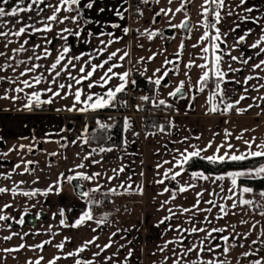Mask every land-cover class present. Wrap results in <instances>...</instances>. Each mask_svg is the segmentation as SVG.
<instances>
[{"label": "snow or ice", "instance_id": "obj_1", "mask_svg": "<svg viewBox=\"0 0 264 264\" xmlns=\"http://www.w3.org/2000/svg\"><path fill=\"white\" fill-rule=\"evenodd\" d=\"M127 2V0H125ZM143 4H149L150 0H140ZM192 0H181L180 6L176 7L173 11L172 8H161L159 12L155 14L152 18V23L155 24L156 17L161 15L165 17L174 16L176 13L182 11L185 12V18L179 24L171 23L169 19L168 27L170 29H181L188 33V38L193 30V26L190 23V17L187 15V5L191 3ZM246 0H240V4L243 5ZM95 0H90L86 3L84 7L92 9ZM159 4L160 0H156ZM169 4L173 3V0H168ZM10 4V0H0V41L3 42V47L8 49V46L13 43H18V47L10 49L12 55H8L6 51H0V57H4V63L0 64V72L7 73L9 70L14 73V76L0 75V82H7L10 87L5 89L4 94L0 96V99L12 100L16 102L17 100L24 99V109L32 111L33 109H41L44 105H51L56 102L57 99L67 100L69 97L72 98L71 105H65L62 109H56V111H67L79 114L88 113H100L107 109H116L119 105L120 107L127 108L128 101L122 100L121 96H126L129 94L131 88H135L137 81L131 79L132 69L129 68L125 71H119L123 68V63L126 59L130 62V52L128 50L116 49L115 51H108V46L113 43L118 42L123 37H114L113 33H105L103 31L99 32V36L107 35L112 37L108 40H99V47L95 48L91 52H80L76 54L73 51L72 45L69 43V37H75L83 40L84 43H88L87 39L82 37V33L85 32V27L92 23L87 19L83 18L82 10H80L81 0H58V3L53 5L50 0H31L30 3L25 5V0H15V3L9 8L6 5ZM43 4L46 8L51 9V15L42 17L38 21L31 23L24 22V17L21 13H31L34 10L33 6H36L37 15L44 11V8L39 6ZM77 11L76 15L61 16V12L72 13ZM225 8V0H204L202 9V20L201 25L204 28L203 35L200 36L197 44H193L192 47H201V55L199 59L203 60V63L196 64L194 59H190L186 64H184L185 72L184 76L186 80H180L179 83L169 91L167 95L173 98L174 101L188 100L186 111L191 110L193 107V101L196 96L200 93L208 91V96L206 103L208 105V112L210 113H220L222 115H227L232 111L237 114H244L252 107H260L259 104H249L247 108L239 107L241 101L245 99L260 100L264 101V96L259 97H249L247 93L252 91L259 92L264 89V83H259V81L264 80V76L260 75V72H264V59H259L257 63L250 65L251 72L255 73L249 74L243 78V81L236 79H229V73H237L243 71L241 68H233L231 62H238L242 66H249V62L254 57H259L264 54V27L261 28V35L254 43L249 47L256 50L253 56H248L244 58V54L241 53L240 56H234L231 54L232 49H235L238 45L245 43L246 38L251 34L252 30L249 29L243 35L239 36L233 44L232 49H227L226 37L229 35L228 32H221L218 25L223 20L221 15V10ZM99 11L102 13L105 11L104 8H100ZM126 11V10H125ZM139 12V9H137ZM245 11L251 13L252 8H247ZM143 15V12H139ZM233 13L229 11L228 16ZM116 15L121 19L124 18V14L121 11H116ZM211 17V19H210ZM245 20H254L255 23L259 24L260 19L253 17H242ZM15 23H12V21ZM28 21H33L32 16L27 17ZM65 21H70L77 25L74 30L72 28H61L59 32H54V25H62ZM82 22V24H81ZM37 23L41 26L37 27ZM96 23H99L98 21ZM16 25H20L16 27ZM111 27L119 28V24H112ZM239 27V25H237ZM123 33L127 35L132 29L129 27H124ZM139 31V30H136ZM231 31H235L232 29ZM52 33L53 36L58 37L63 43L60 45L59 49L55 50V55L53 54V49L49 46L53 44V40L48 38V34ZM40 34V38L43 43H31L30 38ZM142 36H146L149 41L153 40L157 36L163 38V33L160 29H144L140 33ZM87 37H95V34L91 31L86 32ZM16 38V39H13ZM20 38H23L22 40ZM208 43L205 44L204 42ZM224 44L225 48L221 45ZM143 47V45H140ZM185 45L181 41L178 50L174 54L175 59L165 58L163 65L157 68L152 76L146 77L148 82L154 86L152 95H142L139 97L144 104L151 105L157 109L172 110L178 112L179 109L175 108L173 103H169L166 99L158 98L157 93L161 87L167 88L168 83L165 82L169 73L174 75H179L180 71V60L184 51ZM39 50V51H38ZM31 53L27 55L26 59L20 58L21 53ZM158 53H153L151 56L140 57L136 61V64H140L147 61H152L156 58ZM228 56L230 61H225L224 57ZM52 58L49 63H41V61H48ZM227 64V70L224 69L223 65ZM165 65H171L172 67L167 68ZM22 66V70H21ZM193 67L200 69V75L195 84H192L191 76L189 75L190 70ZM259 70V71H257ZM147 71L145 68L144 72L139 73L144 75ZM157 73H161L157 75ZM257 81L256 84H250V81ZM113 81H118V83H113ZM229 83L243 84V94L239 95V99L232 100L228 94L224 85ZM187 84V86H186ZM43 85V87H41ZM31 89V91H26ZM99 89V91H95ZM194 90V91H193ZM10 92H14L17 95H9ZM23 93V97L19 94ZM191 93V95H189ZM137 111L144 110L140 104L135 105ZM264 111V109H262ZM259 115V113L257 114ZM112 117H109L111 120ZM98 128L103 130H108L114 127L105 121H101L98 117L95 118ZM227 123V121H225ZM124 130H130L132 128V123L129 117H124L123 123ZM155 131L146 133V135H157V134H170L168 129L174 128V121L169 119L167 124L153 125ZM62 129L61 131H64ZM249 131V129H243L240 135L235 136L237 141H242L245 145V150L241 151L236 148V146L230 142V137L233 133L228 129H224V140L215 146V150L211 155H205L209 149L213 148L215 136L218 133H214L213 138L210 139L207 144L203 147L189 143V137H182L179 141H173L172 143H179L185 145L183 150L180 148H174L170 150L172 156L171 160H164L156 164V175L159 177L154 180L157 185H164L161 192L158 195H164L168 193V199L160 202V209H165L166 205L171 204L179 196H182L188 192H194L195 202L190 207H184L183 205H177L176 209L169 207L166 209L167 215L163 216L156 227L161 224L167 223L165 229V234L168 231L176 232V236L171 240L165 241L162 245L158 246V251L164 253L169 252V255L165 256L161 261V264H165L166 261H171V264H231V260L228 259L229 254L234 248L248 249L242 251L240 255L245 258L246 264H264V225H261L260 220H255L248 231L237 232L236 224H226L224 226H215L213 221L224 220L229 215L235 216L238 213H252L258 214L260 217L264 218V203L258 202L255 199L256 195H259L261 200H264V190H260L257 193L256 188L250 186L252 181H264V141L256 143V138L244 139V132ZM89 126L85 123L84 128L75 140L71 141V144L76 145L80 143L83 146H90L93 140H96L95 136H89ZM135 135H139L136 133ZM110 139V138H109ZM200 139V137H196ZM61 140L64 143L60 144L61 148L68 147L67 138L61 136ZM50 142V141H49ZM60 143V141H56ZM124 145L126 146L127 141L125 140ZM34 145H19V150L27 149L28 152L34 150ZM165 147H167L165 145ZM221 149L224 151L221 153ZM17 147L14 145L12 148L8 149V152L0 153V157H6L9 152L16 151ZM113 147H105L104 145H99L97 147L90 148V151L83 156V161H88L92 165H100L104 160V153L112 152ZM58 153H49L50 156H56ZM80 154L77 153V156ZM95 156H100V159H95ZM195 160H205L211 165H223L229 162H245L252 161L251 167L246 168H235L222 173L215 172H205L203 169L191 170L193 161ZM37 163L36 161L22 160L14 166L12 172L21 168L23 164V172L29 173L34 172V168H30L29 165ZM171 165V167H165V165ZM86 164L81 162L75 166V169H69L72 175L65 176L64 173H60L57 180L55 181V188L53 185H49L47 189L41 191L40 189H33L31 191H24L19 189L15 184L12 188L0 187V194L11 192L13 195L17 193L25 197H36L38 194L47 196L49 193L56 191L59 194L62 191L61 185L64 182L72 183L73 181H94L102 175L101 172H93L91 174L85 171H76V169H84ZM124 165H121L118 169L113 168L112 172L114 175L108 176L107 179L112 181L114 179H119L120 174L125 171ZM164 169L163 173L159 171ZM12 172L0 173L5 179H10ZM143 175V173H141ZM187 175L188 180L181 183V179ZM131 181V177L128 178ZM227 182V183H225ZM20 183H24L21 181ZM35 183V181H33ZM207 183L211 187L205 188L204 184ZM175 184V187H169L168 185ZM102 185L96 184L95 187L89 189L88 191H79L78 195L81 199L87 202L86 209L82 214L75 219L72 224L66 223L64 217V209L59 210V216L62 217L59 221L62 227H72L79 228L88 224V222H95L97 227L106 225L109 213H105L102 217L96 218L93 213V206L102 204V201L93 198V193L99 192L102 189ZM199 187V191L196 189ZM74 188L79 189L80 184L74 185ZM118 188H122L124 191H117ZM218 189V191H217ZM136 191L140 195H143L144 188L143 185H137L133 189L131 183H120L115 187L108 188L107 192L104 193L105 197L109 194L123 195L130 191ZM205 193L208 194L207 199H205ZM219 197V202L217 200ZM229 202H231L229 204ZM206 205L201 207V204ZM4 209L10 208V204H5ZM216 210L215 213L213 210ZM28 209H25L27 212ZM3 209H0V213ZM203 219H201V214ZM39 215V213L37 214ZM56 215L55 213L53 214ZM181 216H186V219L178 223L173 224L172 221L179 220ZM14 218L0 214V221H10ZM15 223L23 225L25 223V218L23 215L20 216ZM188 225L185 227L184 225ZM239 224L247 225L249 220L241 218ZM260 225L259 229L257 226ZM8 229H11L12 224L8 223ZM231 228V231H229ZM96 231V229H92ZM120 229H117L119 232ZM49 232H51V226H49ZM253 232L257 233L256 239H251ZM57 233L51 232L52 236ZM117 233L113 232L111 235L115 236ZM29 235V233H17L11 232L9 235L2 237L5 241H11L14 236H19L23 241L24 237ZM99 239L97 236H93L92 239L84 241L79 247L74 251H68L61 255H54L51 259L47 261V264H57L62 258H75L74 264H94L95 258L100 257L106 249L112 247L113 241L111 237L108 243L100 246L96 241ZM69 237H65L63 241L53 244L52 240H44L39 244L26 245L25 243H20L17 247L3 248L0 252L13 253L19 252L24 248H31L33 250L39 249L41 252L44 250L46 245H52L57 250H63L65 248V242L69 241ZM245 240H251V247L244 243ZM190 241V242H189ZM95 246L98 251L92 253L93 259H84L81 254L84 253L89 246ZM169 245H174V247L169 248ZM124 247L123 245L120 246ZM194 254L193 259H189L190 256ZM118 256V251L114 252L112 256H105L104 260L108 264H117L114 257ZM133 256V252L130 250L127 253V257ZM125 257V261L127 260ZM223 257V258H221ZM44 260V256H38L34 261L29 260L27 264H41ZM95 264H99L98 261ZM237 264H240L237 261Z\"/></svg>", "mask_w": 264, "mask_h": 264}, {"label": "crops", "instance_id": "obj_2", "mask_svg": "<svg viewBox=\"0 0 264 264\" xmlns=\"http://www.w3.org/2000/svg\"><path fill=\"white\" fill-rule=\"evenodd\" d=\"M31 0H25V5L27 6ZM47 2V0H46ZM50 2L55 5L58 0H50ZM90 0H81L80 10H82L83 18L92 23L85 27V32L82 33V37L88 40V43H84L83 40L69 37V43L73 47V51L76 54L80 52H91L95 48L99 47V40H108L112 37L107 35L99 36V32L103 31L105 33H113L114 37H123L116 43L108 46V51H115L116 49L128 50L130 52V62L126 59L123 63V68L119 71H125L129 68L137 73L144 72L145 68L147 71L144 73L143 77L152 76L153 72L163 65L165 58L169 59L170 56H159L157 54L156 58L152 61L145 60L140 64H136V61L140 57L147 58L151 56L154 52L159 53L155 50L158 42H161L160 36H157L153 40L149 41L146 36L140 35L144 29H157V22L162 19L166 20L167 17L161 15L156 17V23H152V18L161 8H172L173 11L176 7L180 6L181 0H173L172 4L168 3V0H160L157 4L156 0H150L149 4H143L139 9V12H143L140 15L139 12L136 15H131L130 11V0H95L92 9L84 7L86 3ZM15 3V0H10V4L6 5L9 8ZM204 0H192L191 3L187 5V15L190 17V23L193 26V30L190 34V38L184 36V42L189 39V44L195 52V48L192 47L193 44H197L201 35H203L204 28L201 25L202 20V9ZM34 10L31 13H21L24 17V22L31 23L38 21L42 17L51 15V9L46 8L43 4L39 7L44 8L42 13L37 15L36 6H33ZM104 8V12H100L99 9ZM247 8H252L251 13L245 11ZM121 11L124 14V18L121 19L116 15V11ZM126 10V11H125ZM231 11L233 14L228 16L227 13ZM75 10L72 13L61 12L60 15H76ZM33 17V21H28V16ZM221 15L223 20L218 25L221 32H228L229 35L226 39L227 49H232L233 44H235L237 38L247 32L249 29L252 30L251 34L246 38L245 43L238 45L235 49H232L231 54L234 56H240L241 53L244 54V58L248 56H253L256 50L251 49L249 46L259 39L261 33V28L264 27V0H246V2L241 5L240 0H225V8L221 10ZM253 17L260 19V23L257 24L254 20H245L242 17ZM172 17V23L179 24L182 18H185V12L176 13ZM211 19V17H210ZM99 23H96V22ZM12 23H15L13 20ZM82 24V22H81ZM112 24H119V28L111 27ZM168 24V22H167ZM239 25V27H237ZM20 25H16L19 27ZM37 27L41 26L39 23ZM72 28L76 29L77 25L70 21H65L62 25H54V32H59L61 28ZM129 27L132 29L127 35L123 33V28ZM165 29H170L165 28ZM235 29V31H231ZM139 30V31H136ZM91 31L95 34V37H87L86 32ZM175 29H171L170 34H175ZM48 38L53 40V44L49 47L53 49V54L55 55V50L59 49L60 45L63 43L58 37L53 36L52 33L48 34ZM16 39V38H13ZM21 40L23 38H20ZM31 43H43L40 38V34H37L30 38ZM205 44L208 42L205 41ZM143 45V47H140ZM18 47V43H13L8 46V49L3 47V42L0 41V51H6L8 55H12L10 52L11 48ZM225 48V45H221ZM198 51V56H190L194 59L196 64L203 63L204 61L199 59L201 55V47H196ZM39 51V50H38ZM189 52V49L187 50ZM31 53H21L20 58L26 59L27 55ZM51 57L48 61H41V63H49ZM259 59H264V54L259 57H254L250 62L249 66H242L238 62H231L233 68L243 67V71L237 73H229V79H236L243 81V78L249 74H255L251 72L250 65L257 63ZM225 61H230L228 56L224 57ZM4 63V57H0V64ZM169 65H165L167 67ZM224 69L227 70V64L223 65ZM196 69V77L199 78L200 69ZM22 70V66H21ZM259 71V70H257ZM161 73H157L160 75ZM0 75L14 76L10 70L7 73L0 72ZM261 76H264V72H260ZM168 80V79H167ZM166 80V81H167ZM113 83H118V81H113ZM250 84H256L257 81L253 80L249 82ZM259 83H264V80L259 81ZM10 85L7 82H0V96L4 94L5 89L9 88ZM43 87V85L41 86ZM227 90L228 96L234 101L239 99V95L243 94V84L229 83L224 85ZM26 91H31L28 89ZM99 91V89H95ZM171 89H160L158 98L166 99L169 103H173L175 108H178V112L171 111L167 115V120L171 119L174 121L175 127L168 129L170 134H157V135H146V133L153 132L155 130H148L142 132L143 124L137 118H132L128 115L122 116V141L119 145L105 146L113 147V151L109 153H104L103 163L100 165H92L88 161H83V156L90 151V148L97 146H83L80 143L76 145L71 144L72 140H75L84 128L85 123L89 126V131L97 126L95 118L98 117L101 121L111 123L113 117L109 115L112 112H100V113H88L79 114L67 111H56V109H62L65 105H71L72 98L69 97L67 100L57 99L54 104L44 105L41 109H33L28 111L24 109L23 105L26 102L24 99L17 100L13 102L12 100L0 99V153L8 152L9 148L14 145L17 147L16 151L9 152L6 157H0V173L12 172L14 166L21 163L22 160H32L36 161L33 165H29L30 168H34V172L24 173L23 167L12 172L10 179H5L0 176V187L12 188L15 184L19 189L24 191H31L33 189H40L44 191L49 185H53L55 188V181L57 180L60 173H64L65 176L72 175L69 169H75V166L81 162L86 164L84 169H76V171H85L89 174L93 172H101L102 175L94 181H73L72 183L64 182L61 185L62 191L57 194L54 190L47 196L38 194L36 197H25L19 193L13 195L11 192L0 194V209L3 212L0 214L8 215L14 219L10 221H0V249L17 247L20 243H25L26 245L39 244L44 240L51 239L53 244L59 243L64 240L65 237H69L70 240L65 242V248L57 250L52 245H46L44 250L41 252L39 249L33 250L31 248L21 249L19 252L4 253L0 252V264H27L29 260H35L38 256L43 255L44 260L41 264H47V261L51 259L54 255L63 256L64 253L68 251H74L79 247L84 241L92 239L93 236L99 237L96 241L100 246L108 243L111 237L113 244L112 247L106 249L101 253L100 257L95 258L99 264H108L104 260L105 256H112L114 252L118 251V256L114 257L117 264H161L163 258L169 255V252L165 251L161 253L158 251V246L162 245L165 241L173 239L176 236V232L168 231L165 234V229L167 223L159 225L156 227L159 220L167 215L166 209L171 207L174 210L177 205H183L184 207H190L195 202L194 192H188L179 196L177 200L169 205L165 206V209L160 208V202L168 199L169 194L158 195L162 191L164 185H157L154 180L158 179L156 175V164L163 162L164 160H171L172 156L170 150L174 148H180L183 150L185 145L179 143H172L173 141H179L182 137H189V143L203 147L207 142L213 138L214 133H218L215 136L213 148L209 149L205 155H211L215 150V146L224 140V129H228L233 133L230 137V142L233 143L236 148L241 151L245 150V145L242 141H237L235 136L240 135L243 129H249V131L244 132V139L256 138V143L264 141V101L245 99L241 101L239 107L247 108L249 104H259L260 107H252L244 114H237L235 111L227 115H222L220 113H210L208 112V105L206 103L208 91L200 93L196 96L193 101V107L191 110L186 111V106L188 100L174 101L173 98L170 99L167 93ZM194 91V90H193ZM9 95H17L14 92H10ZM23 97V93L19 94ZM191 95V93H189ZM249 97H259L264 96V89L259 92L250 90L247 93ZM259 113V115H257ZM109 117H112L109 120ZM124 117H129L132 123V128L125 131L123 127ZM227 121V123L225 122ZM71 124V125H69ZM65 129L64 131H61ZM139 133V135H135ZM61 136L67 138L68 147L61 148L60 144L64 143L61 140ZM200 137V139H196ZM127 141L126 146L124 141ZM50 141V142H49ZM60 141V143H56ZM34 145V150L28 152L27 149L19 150V145ZM165 145L167 147H165ZM224 149H221V153ZM56 152V156H50L49 153ZM77 153L80 155L77 156ZM95 159H100V156H95ZM121 165L126 166L125 171L120 174L119 179H114L109 181L108 176L114 175L112 172L113 168L118 169ZM165 167H171V165H165ZM246 168V167H245ZM163 168L159 171L163 173ZM198 170V169H190ZM232 170V169H229ZM226 170V171H229ZM223 171V172H226ZM143 173V175H141ZM222 173V172H219ZM131 177V181L128 178ZM189 177L185 175L181 179V183L188 180ZM23 181L24 183H20ZM35 181V183H33ZM131 183L133 189L137 185H143L144 193L140 195L136 191H130L123 195H109L110 205L106 207L108 216L107 224L97 227L95 222H88V224L81 226L79 228L72 227H62L59 221L62 217L59 216V210L64 209V219L69 225L72 224L75 219H77L82 212L87 207V202L81 199L78 193L75 191V183H79L82 186V191H88L89 189L96 186V184L102 185L101 190H108V188L115 187L120 183ZM227 183V182H225ZM169 187H175V184L168 185ZM205 188L211 187L209 184H204ZM199 187L196 191H199ZM117 191L123 192L122 188H118ZM218 191V189H217ZM258 193V192H257ZM93 193L92 195H94ZM259 197L256 195L255 198ZM209 198L208 194L205 193V199ZM219 202V197H217ZM231 202H229L230 204ZM264 203V200L263 202ZM5 204H10L11 207L4 209ZM141 204V205H140ZM202 208L205 207L203 203L200 205ZM28 209L25 212V209ZM215 209L213 212L215 213ZM39 213V215H37ZM56 214L55 216L53 214ZM23 215L25 218V223L19 225L15 220H18L20 216ZM203 213L201 214V219H203ZM102 216L96 217L100 218ZM28 218L33 220L29 222ZM243 218L249 220V224L242 225L239 224V220ZM186 219V216H181L179 220L172 221L173 224L178 223ZM255 220H260L261 225H264V218L260 217L258 214L252 213H238L235 216L229 215L224 220L213 221L215 226H224L226 224H236L237 232H246L251 227V224ZM11 223V229L7 228V224ZM49 226H51V232L57 233L55 236L51 235L49 232ZM187 227L188 225H184ZM260 225L257 226L259 229ZM96 231H92V229ZM117 229H120L117 232ZM231 231V228H229ZM11 232H17L20 234L29 233L25 236L23 241L19 236H14L11 241H5L2 239L3 236L9 235ZM116 232L115 236L111 234ZM257 233L253 232L251 239H256ZM190 242V241H189ZM244 243L251 246V240H245ZM123 245L124 247H120ZM174 247V245H169V248ZM255 247V246H251ZM95 246H89L81 257L84 259H93L92 253L98 251ZM133 252V256L127 257L128 251ZM248 249L234 248L229 254L228 259L231 260V264H246L245 258H243L240 253ZM125 257L127 260L125 261ZM194 254L189 257L193 259ZM223 258V257H221ZM75 258H62L57 262V264H74ZM165 264H171V261H166Z\"/></svg>", "mask_w": 264, "mask_h": 264}, {"label": "trees", "instance_id": "obj_3", "mask_svg": "<svg viewBox=\"0 0 264 264\" xmlns=\"http://www.w3.org/2000/svg\"><path fill=\"white\" fill-rule=\"evenodd\" d=\"M143 3L140 2V0H130V11L131 15H136L138 13L137 9H140L142 7ZM131 79H135L137 81V85L135 88H131L129 95L131 98L142 96V95H152L153 93V85L148 82V80L140 75L139 73L132 71ZM122 100H127L126 96L120 97ZM151 106V105H150ZM152 107V112L149 114H144L143 120H144V126L143 131L148 130H155L153 125H160V124H167V115L172 110H165L163 108L157 109ZM128 109L124 107L117 106L116 109H107L102 112H116V116L113 117V121L110 124H113L114 127L103 130L98 128L96 126L91 131L87 133L89 136H95L96 140H93L90 146H98L104 145V146H112V145H119L122 141V116L118 113L126 111ZM110 138V139H109ZM252 161H245V162H229L225 163L223 165H211L205 160H195L192 163L191 169H203L205 172H223L229 169H235V168H245V167H251ZM250 186L256 188L257 192L260 190H264V181H252L250 182ZM107 190H101L99 192H96L93 195V198L96 200L102 201V204L93 206V213L95 217L103 216L105 213H107V202H109V195L105 197L104 193H106ZM258 202H263L260 197L255 198Z\"/></svg>", "mask_w": 264, "mask_h": 264}, {"label": "rangeland", "instance_id": "obj_4", "mask_svg": "<svg viewBox=\"0 0 264 264\" xmlns=\"http://www.w3.org/2000/svg\"><path fill=\"white\" fill-rule=\"evenodd\" d=\"M171 19L172 21V17L170 15V17H167L166 20L162 19L161 21L159 20V22H157V29H160L163 33V30L165 28H168V24L167 21ZM184 18L181 19V21H183ZM180 21V22H181ZM172 23V22H171ZM178 24V23H177ZM176 33L175 34H170V35H165L163 34V38L161 42L157 43V46H155V50L157 52H159V56H170L169 59H175L174 54L176 53V51L179 48V45L181 43V41H183L185 48L180 60V71H179V75H174L173 73H169V76L166 78L168 83V87L164 88L161 87V89H171V91L173 90V88L179 83L180 80H186V77L184 76V72H185V68H184V64H186L191 57L190 56H198V51L195 48V52L194 54L192 53L193 50L191 49V46L189 44V39H186V41L184 42V36H187L185 34H183L181 29H175ZM189 49V52L187 51ZM172 67L171 65L167 66V68ZM189 75L191 76V81L192 84H195V82L198 80V77H196V69L193 70V68L190 70ZM187 86V84H186ZM154 88V86H153ZM160 92V90H159ZM159 92L157 94H159ZM153 94V93H152ZM170 99H172L171 97H169ZM110 113V112H109ZM113 114H109L111 116H116V112H112ZM144 126V125H143ZM142 132H143V127H142ZM108 207V205H110V202L106 203ZM141 205V204H140Z\"/></svg>", "mask_w": 264, "mask_h": 264}, {"label": "built area", "instance_id": "obj_5", "mask_svg": "<svg viewBox=\"0 0 264 264\" xmlns=\"http://www.w3.org/2000/svg\"><path fill=\"white\" fill-rule=\"evenodd\" d=\"M140 96L131 98L130 95H127L128 109L126 111L120 112V115H128L132 118H138L140 122L144 125L143 116L144 114H149L152 112V107L150 105L144 104L143 101L139 99ZM140 104L144 110L137 111L135 105Z\"/></svg>", "mask_w": 264, "mask_h": 264}, {"label": "water", "instance_id": "obj_6", "mask_svg": "<svg viewBox=\"0 0 264 264\" xmlns=\"http://www.w3.org/2000/svg\"><path fill=\"white\" fill-rule=\"evenodd\" d=\"M182 32H183V34H185V35H187L188 33H186L184 30H182ZM163 33H166V34H169V33H171V29H164L163 30ZM69 125H71V124H69ZM75 185H76V183H75ZM82 186H80V188L79 189H76L75 188V191L77 192V193H79V191H82ZM28 221L29 222H33V220H31V219H29L28 218ZM14 225H16V223H14Z\"/></svg>", "mask_w": 264, "mask_h": 264}]
</instances>
